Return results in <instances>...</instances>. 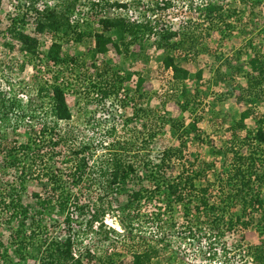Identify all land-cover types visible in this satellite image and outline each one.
<instances>
[{
	"label": "rangeland",
	"instance_id": "374dc122",
	"mask_svg": "<svg viewBox=\"0 0 264 264\" xmlns=\"http://www.w3.org/2000/svg\"><path fill=\"white\" fill-rule=\"evenodd\" d=\"M60 1L38 0L37 7L42 8L45 2L54 5ZM140 1L131 10L132 17L144 18L147 13L151 20L153 17L156 20V25L152 21L149 24L150 32L149 28L146 30V37L150 38L144 48L131 43L126 50L122 45L121 53H117L110 44L106 52L97 53L92 58L90 48L95 41L91 33L99 29L98 17L104 13L98 8L76 5L80 11L77 32L86 30L82 39L76 41L73 39L75 34L70 31L66 35L62 31L57 34L37 32L36 21L30 18L32 16H26L23 22L16 21L29 0H1L0 96L10 91L11 96L26 106L28 114L23 119L19 117V124L14 127L20 111L10 112L8 116L0 113V135L6 137L0 143V190L14 176L10 170L3 172L6 170L1 164V149L7 143L5 141L25 143L32 138V148L20 155L21 161L27 163L34 158V165L30 163L27 168L29 177L23 203H35L33 192L41 198L49 195L50 183L44 175L46 168L62 172L63 181L67 183L64 191H68L70 196L61 197L59 193L58 197H52L55 208L42 218L39 238L50 231V223L56 222L58 227L53 236L69 237L74 256L84 255L81 256V264H264L253 256L257 247L264 249V233L255 224L260 222L263 210L243 206L240 197L247 194H244V187L239 191L240 181L234 179L226 183L224 180L225 173L230 169L229 158L224 161L220 155L211 154V145H215L216 149L229 145L232 140L231 126L236 124L242 113L245 114L244 126L239 129L242 137L246 133L253 136L256 118L264 117V93L258 103L249 100L247 95L237 99L240 93L237 84L245 83L242 76L227 74L225 80L215 81V69L220 63H226L224 60L247 63L248 54L253 50L258 48L264 53V0H212L223 5L225 21L233 26L229 29L230 33L221 21L214 27L208 25L201 6L210 0H169L168 6L153 12L151 9H156V6L152 7V4L161 0ZM105 11L106 15L113 14L111 8ZM85 22L91 25L90 28ZM166 26L179 31V36L169 40L179 41L174 49L168 50L165 47L167 42L159 40L161 37L157 35L153 36L154 31L158 32ZM12 27L36 38L38 49L45 50L52 41L61 42L60 56L68 57L69 61L52 66L25 55V44L13 39ZM140 48L142 55L135 58L132 53H136L132 51ZM167 53L173 56L179 67L188 70L185 80L174 78L172 68L164 67L162 59ZM201 68L202 77L196 79L195 73ZM220 70L224 71L225 66H220ZM130 72L131 77L125 79L123 75ZM119 75L123 79L121 94L117 98L105 95L103 92H107L113 79ZM139 75L144 80L137 92ZM42 86L41 98L38 89ZM183 86L186 87V98L181 92ZM57 101H60V108L69 114L67 119H58L51 114ZM183 104H186L184 109ZM54 121L57 125L52 135L48 138V134L41 135V124L46 122L51 126ZM112 123L116 124L114 138L132 140L135 148L142 145V139L156 132L148 144L149 148L143 151L150 149L152 153H158L167 147L186 144L184 157L174 159L173 175L184 170L203 169V174L195 183L207 187L206 197L215 207L212 214L218 217L215 220L216 225L219 224L218 237L208 238L203 229L189 232V218L175 203L169 209L161 199L142 197L131 202L128 197L105 196L101 186L90 183L88 178L78 186H71L67 177L76 159L73 150L79 142H92L94 149L86 151V155L90 157L91 173H98L94 165L100 164V160L96 159H103L104 143L114 139L103 136ZM38 145L42 147L36 150ZM257 147L260 153L254 155L264 157V142ZM249 150L245 145L241 151L248 155ZM33 151L36 153L32 155ZM211 161H214L212 170L206 166ZM248 162L247 157L245 164ZM183 164L186 166L183 167ZM253 169L252 178L262 174L264 160L256 163ZM221 177L224 184L222 193ZM258 192L264 196V186ZM59 200H65L62 209L57 205ZM193 200L190 207L197 203L196 197ZM2 206L0 204V209ZM1 211L0 237L13 255V245L8 242L14 235L16 224L14 221L2 224L7 214ZM97 211L99 220H91L92 214ZM67 215L71 219L69 225L65 223ZM237 217L240 221L249 219L247 226H243ZM204 229L207 231V226ZM213 231L216 233L217 230ZM85 250L91 257L84 254ZM29 264L37 263L30 259Z\"/></svg>",
	"mask_w": 264,
	"mask_h": 264
},
{
	"label": "trees",
	"instance_id": "16d2710c",
	"mask_svg": "<svg viewBox=\"0 0 264 264\" xmlns=\"http://www.w3.org/2000/svg\"><path fill=\"white\" fill-rule=\"evenodd\" d=\"M37 2L38 0H29V2L26 3L27 7L23 14L15 20L23 22L26 16H32L30 18L36 21L35 30L37 32L42 33L43 31H46L48 33L57 34L62 31L63 35H66L67 31H70L72 34H75L73 39L76 41H80L83 37L82 33L85 34L86 31L84 30L82 33L77 32L80 25V17L77 18V15H80V11L77 10L78 8H76V5L82 4L90 9L98 8L104 12L103 15L98 17L97 26L99 29H95L93 33L90 32L95 41V45L90 48V56L92 58H94V55L97 53L106 52L108 45L110 44L117 53H121L122 45L126 50L131 43L133 45L136 43L138 46L144 48L145 42L150 38L146 37V30L148 28V31L150 32L149 24H151L152 21V24L156 25L155 18L153 17V20H151L147 13L143 15L144 18L141 17L138 19V17H132L131 10L135 5L140 4V0H62L60 3L54 5H49L45 2L42 5V8L37 7ZM169 4V0L156 1L152 4V7L154 5L156 6V9H151V11L153 12L158 9H164V6H168ZM106 8H111L113 14L106 15ZM201 11L209 26H217L221 21L225 23V27L228 28V30L233 27L231 26V23L225 21V11L221 3L212 0L206 1V3L201 6ZM74 15H76L75 18L72 17ZM147 15L148 17H146ZM86 23L87 22H85V24ZM12 24H14V22H12ZM86 26L90 28L91 25L87 23ZM15 29V27H12V37L25 44V55H30V57H33L38 61L41 60L42 62L51 63L52 66H58L64 61H69L68 57L60 56V50L62 48L61 42L52 41L45 50L38 49V41L36 38ZM178 33L179 31L175 30L174 27L166 26L165 28L158 30V32L154 31L153 36L157 35L158 37H161L159 40H163L165 43L167 42L165 47L169 50L171 48L174 49L175 44H178L179 41H169L171 38L179 36ZM249 44L252 45V42H249ZM157 47H159V45ZM132 52L137 54L132 53L135 55V58L142 55L141 48ZM248 55L247 63H233L227 59L224 60L226 63H220L215 69V81L225 80L227 74H231L230 76L233 74L236 76H242V78L245 79V83L237 84L240 89L237 99H242L247 95L250 98L249 100L258 103L262 100V94L264 93V53H261L257 48ZM217 57L220 58L219 56ZM162 60L165 68H172L174 78L185 80L188 77V70L179 67L178 63L174 62L173 56L169 53H167ZM220 66H225V70L221 71ZM131 75L132 73L130 72L123 75V77L129 79ZM201 77L202 68L198 69L195 73L196 79H201ZM143 80L144 77L139 75L137 90L135 89L137 92L141 90ZM122 82V77L120 75L116 76V79H113L107 92L104 91L103 93L107 96L117 98L118 95L121 94ZM59 88L61 90L63 89V87ZM42 91H44L43 86L38 89L40 97L43 94ZM181 92L184 96L186 87L183 86ZM10 94V91H5L2 96H0V113L2 112V115L8 116L10 112L12 113L15 110L18 112L20 111L13 124L15 127L16 124H19V117L22 119L25 118L28 114V110L25 105L21 104L18 99ZM125 97L126 95L124 98ZM185 103L188 104V101H185ZM59 104L60 101L55 102L51 114L58 117V119H67L66 117H68L69 114H67L65 109H61ZM186 104H183L182 109L186 107ZM135 115L138 114L135 112ZM244 115L245 114L242 113L236 124L231 126L232 140L229 141V145L219 149H216L215 145H211V154L213 156L220 155L224 161L229 158L228 164L230 169L225 173L226 179L224 180L226 183H230L234 179L239 180L242 184L239 187V191H242V187H244V194H247V196L243 195L240 197L243 206H252L260 211L263 210L260 222L255 224L256 227L262 229L261 232L264 233V196L258 192L260 189H263L264 186V171L262 174L258 173L252 178L253 172H255L253 168L256 167V163H261L262 160H264V157L254 155L260 153L257 146L264 142V117L256 118L257 124L253 136L246 133L243 134L244 137H242L239 133V129L244 126ZM130 118H128V120ZM41 125L42 128L39 131L40 134H48L46 135L48 138L52 135L57 123L54 121V124L50 126L48 123L43 122ZM115 127L116 124H109L104 131L103 136L105 135L106 137L114 138L116 136ZM155 133L156 132L150 133L147 138L142 139L144 140L142 141V145L140 147L137 146V148L133 146L132 140L125 141L123 139L114 138L111 142H105V151H102L103 159L101 160L99 157L96 161L100 160V164L95 163L94 165L95 170L98 172L96 174L91 173L93 169L89 166L90 157L86 155V151L91 148L94 149L92 142H79L73 150L76 159L74 160L75 162L69 173V177H67L70 180L71 186H78L84 179L88 178L90 183L101 186L105 196L128 197L131 199V202L139 201L142 197L155 198L157 200L161 199L166 202L169 209L172 204L175 203V205L184 210V214L189 218V221H187V225L189 222V232H192L193 230L196 231L197 229L198 231H202L203 229V233L209 235L208 238L211 239L212 237H218L217 234L220 232L219 224L216 225L215 223V220L218 217L217 215L212 214L215 207L210 204L206 197L207 187L203 185L198 186L195 183L203 174V169L200 167L197 169H191L190 171L184 170L173 175L172 167L174 159H181V157H184L183 152L186 148V144L182 143L183 145L179 147H167L158 153H152L150 149L143 151L145 148H149L148 144L152 142ZM5 139V135L1 134L0 143L4 142ZM32 141V138H29L25 143H20L15 140L12 142L5 141V143H7L4 144L5 147H2L1 149V164L6 170L3 172L10 170L14 174L12 180H10V182L7 181L4 189L0 190V204L3 205L0 210H2V213L5 212L7 214L6 218L1 222L2 224H8L14 221L16 229L14 235L9 238L8 242L13 245V255L8 252V246L5 245L0 237V264H29L30 259H34L37 264H81V256L84 255L81 254V256H74L75 254L71 250L72 241L70 238L66 237L62 239L53 236L58 227L56 222L50 223L52 226L50 231H48L46 235H43V237L39 238L40 231L42 230L40 227L42 218L48 213V211H53L55 208V203H52V197H54V195H57L58 197L59 193L61 194V197L70 196L67 195V193H69L68 191H64L67 183L63 181L62 172L56 173V171H49L46 168L44 175L46 176L48 183H50L48 187L49 195L45 198H41L37 192H33L32 195L36 199L35 203L33 205L23 203L22 197L26 191L29 177V174L27 175V168H29L30 163H32L31 166L34 165V158L32 157L30 163H27L26 161H21L20 155L25 154L32 148ZM40 145H38L39 148L36 150L41 149L42 146ZM245 145L250 149L248 155H245L241 151ZM35 153L36 152L33 151L32 155ZM247 157L249 158V162L246 165L245 159ZM92 162L95 161L93 160ZM213 162L214 161L206 163L207 169H214ZM185 166L186 165L183 164V167ZM222 182L223 179L221 177V193L223 192L222 188L224 185ZM195 197L197 198V203H194V205L190 207V204L194 201L193 198ZM64 204L65 200H59L57 203L60 209L64 208ZM193 208L196 210L193 211ZM223 216L224 215L222 214L221 217ZM29 218V224L27 225V220ZM230 219L231 217H229V220ZM236 219L239 220V217ZM91 220H99L98 211L92 214ZM70 221L71 219L67 215L65 223L69 225ZM239 222H241L243 226H247L249 219L242 221L239 220ZM206 226L207 231L204 229ZM37 228L38 231L36 230ZM215 229L217 230L216 233L213 231ZM192 235L194 236V233ZM40 252L41 254H39ZM84 254L90 256L88 250H85ZM253 256L259 262H264V249L261 250V246L257 247ZM137 260H140L139 256H137ZM140 262L141 261L138 263Z\"/></svg>",
	"mask_w": 264,
	"mask_h": 264
}]
</instances>
